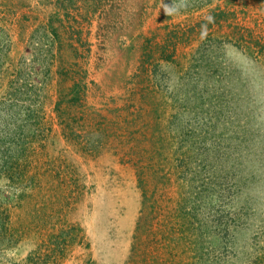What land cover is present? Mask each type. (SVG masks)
Listing matches in <instances>:
<instances>
[{
    "label": "rangeland",
    "instance_id": "obj_1",
    "mask_svg": "<svg viewBox=\"0 0 264 264\" xmlns=\"http://www.w3.org/2000/svg\"><path fill=\"white\" fill-rule=\"evenodd\" d=\"M0 264H264V0H0Z\"/></svg>",
    "mask_w": 264,
    "mask_h": 264
},
{
    "label": "clouds",
    "instance_id": "obj_2",
    "mask_svg": "<svg viewBox=\"0 0 264 264\" xmlns=\"http://www.w3.org/2000/svg\"><path fill=\"white\" fill-rule=\"evenodd\" d=\"M184 5L181 4L180 7H183ZM180 7H177L175 4H165L163 5V10L165 15H172L175 14L177 12H179ZM209 22H212L213 18L211 16L208 17Z\"/></svg>",
    "mask_w": 264,
    "mask_h": 264
}]
</instances>
